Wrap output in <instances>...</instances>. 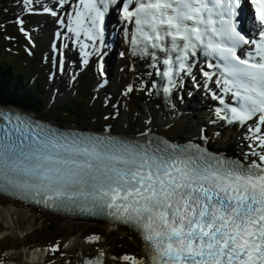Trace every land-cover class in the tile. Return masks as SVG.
I'll return each instance as SVG.
<instances>
[{
    "label": "snow or ice",
    "instance_id": "obj_1",
    "mask_svg": "<svg viewBox=\"0 0 264 264\" xmlns=\"http://www.w3.org/2000/svg\"><path fill=\"white\" fill-rule=\"evenodd\" d=\"M21 4L26 14L42 12L55 18L66 29L57 31L56 37L79 46L82 65L99 56L101 76L105 20L114 6L124 25L127 54L151 61L149 67L155 71L148 75L165 81L162 91L167 98L184 77H192L199 86L194 68L197 58L204 57L211 71L200 68L203 87L220 105L214 109L215 117L247 126L251 143L243 160L230 159L200 143L159 135L151 119L144 130L129 136L114 134L111 127L101 132L61 128L28 114L0 110L4 227L11 224L12 230L23 232L21 221L32 215L28 206L105 216L142 240L145 257L120 258L130 264H264V0H54L52 6L21 0ZM16 23L31 39L23 19L18 17ZM52 48L60 50L55 43ZM63 55L61 51V72ZM107 83L104 79L99 87ZM146 88L129 83L122 95ZM25 227L30 230L31 225ZM8 234L0 232V238ZM100 239L92 235L86 241ZM59 249L57 243L33 253L54 254ZM22 250L27 260L34 258ZM13 254L4 251L0 264H16L10 258ZM104 255L101 250L84 264H103Z\"/></svg>",
    "mask_w": 264,
    "mask_h": 264
},
{
    "label": "bare ground",
    "instance_id": "obj_2",
    "mask_svg": "<svg viewBox=\"0 0 264 264\" xmlns=\"http://www.w3.org/2000/svg\"><path fill=\"white\" fill-rule=\"evenodd\" d=\"M46 0H42V2H45ZM39 23H41V26L44 24L43 20H40ZM41 28V27H40ZM68 48H62L59 52H56V58L59 57V60L61 58V51L63 52V62H64V68L61 73L62 76H65L68 72L69 67L73 68L76 67L78 70V73L80 74L86 69L90 68L91 63L95 60L94 56L89 57V64L87 66H84L81 64L82 57L79 52L73 53V44L68 43ZM49 56L52 58L55 55V52H48ZM72 57V58H71ZM121 71L118 76L119 84L116 86V89L118 88L120 93V121H119V127L115 130L116 133H123L127 135L134 134L135 130L138 128L141 130V121L145 118L146 109L150 107V102L148 101V94L147 95H141L136 92L129 93L127 96L122 95L124 88L128 84V81H132L136 79L138 76H136L133 71L128 67L127 62L120 63ZM141 70V69H140ZM72 76V74H71ZM70 76V77H71ZM122 77V81H121ZM100 76H97L95 84H92V86L96 89L100 88L99 83L103 81V79L100 80ZM138 83V82H137ZM56 85L62 86V82L58 81L56 82ZM104 88V87H103ZM102 88V89H103ZM115 89V87H113ZM57 94H61L63 91L62 87H57ZM148 91H151V88L148 86ZM199 99V98H198ZM200 100V99H199ZM145 103V104H144ZM194 103V101L191 102V104ZM144 104V105H143ZM199 104V102H196V106ZM204 107H202L201 114L205 116L207 113L203 110ZM129 109V112H127ZM134 112H137L139 116L136 118L134 117ZM102 120V119H101ZM126 124L127 127H124ZM222 136H226L225 133H222ZM11 207V205H9ZM29 212H31V217L28 218V220H22L20 223V228L23 229V232L20 231H14L12 230L11 224H9L8 228L4 227V219L0 218V232H7L8 235L4 236L3 238H0V258L3 257V252L13 251L14 254L12 257H10L12 260L16 261V264H57L54 262H49L48 257L49 252H36L33 253V249H48L45 244L40 239H36L34 242L27 243V241L30 239L29 236L34 233L37 229H39L42 225L45 223H52V222H59V221H67L63 218H60L58 216L49 214L45 211H41L39 209L33 208L28 206L27 209ZM102 225L105 233L111 234L113 232L115 233H121L125 236H127L130 241L133 243V245L136 248V252L134 254V257L137 259L145 257V252L143 248V242L140 239V237L136 236L132 231L125 227H119V226H113L109 225L107 223L98 222ZM30 224L31 228L30 230L25 227V225ZM78 225L72 224L71 226V232L74 230ZM30 232V233H29ZM78 234V233H77ZM7 237L11 238V244L10 246L4 248L1 250V247L3 246L4 240L7 239ZM69 240V243H67L68 247L66 248V254H65V260H71L70 264H73L76 260L82 261L83 256L86 253L93 254V253H99L101 250L105 253L107 264H130V262L123 261L120 258L112 259V257H115L110 252L108 242L106 241L107 238H101L99 242L96 243H88L86 241V237L83 235H74ZM121 245V244H120ZM27 249L28 251L31 250V254H33L34 258L29 262L26 263L23 260V253L24 251L22 249ZM58 262V261H57ZM62 262V261H61ZM67 261L64 263L66 264Z\"/></svg>",
    "mask_w": 264,
    "mask_h": 264
},
{
    "label": "trees",
    "instance_id": "obj_3",
    "mask_svg": "<svg viewBox=\"0 0 264 264\" xmlns=\"http://www.w3.org/2000/svg\"><path fill=\"white\" fill-rule=\"evenodd\" d=\"M0 40V101L14 102L28 108L42 109L46 99L43 83L38 78L34 83L29 81V70L27 64L17 63L15 55L7 54ZM16 79L19 84L26 86L27 94L24 96L18 95V85L13 82ZM82 87L76 91V96L69 100L63 107L55 111V114L70 120H75L80 123L89 122L87 119H92L98 123L102 119L100 111L89 110L90 97L82 93ZM41 97L42 102L39 100ZM83 108L86 112H83Z\"/></svg>",
    "mask_w": 264,
    "mask_h": 264
},
{
    "label": "rangeland",
    "instance_id": "obj_4",
    "mask_svg": "<svg viewBox=\"0 0 264 264\" xmlns=\"http://www.w3.org/2000/svg\"><path fill=\"white\" fill-rule=\"evenodd\" d=\"M21 35L23 37H25L24 34L21 33ZM121 81H122V77H121ZM112 89L114 90V88H112ZM117 91H118V94L120 96V93H119L118 88L116 89V92ZM65 99H66V97L63 98L61 102H63ZM65 222H66V224H61V223H56V222H52L51 224L50 223H45L44 225H42L39 229H37L34 233H32L29 236L30 239L27 242H34L38 238L43 243H45V234L47 233V229L48 228H57V231L59 232L60 238L62 239V241L59 242L60 246L63 244V242L65 240L69 239L70 237H72L74 235H78V234L85 235L87 233H88V235H95V234H99L100 233V234H102L104 236V238L107 237V240L106 241L108 242V245H109V249L110 250L115 251L112 248L111 243L109 241L110 237L112 235H118V236L121 237V238L118 239V247H119L120 251L128 252V253H131V254H134L135 253V247L131 243L130 239H128L125 235H123V234H121L119 232H118L119 234L113 232L114 234L111 233L112 235L111 234H108V235H110V236H108L101 227H99L94 222H88V221H85L86 223H84V224H83V222L75 223L78 226L74 230H72V232H71V229L70 228H71L72 224H74L73 222H75V221H70V224H68L67 221H65ZM10 244H11V238L10 237H7V239L4 240V243H3V246L1 247V250H3V247L6 248V247L10 246ZM63 252H64V249H63V247H61L59 249V251L57 253H55V256L57 258H59L60 255ZM115 257L116 258H119L116 255H115ZM64 258H65V255H64ZM56 263L57 264H63L64 263V260L63 259L62 260H58V262H56Z\"/></svg>",
    "mask_w": 264,
    "mask_h": 264
}]
</instances>
